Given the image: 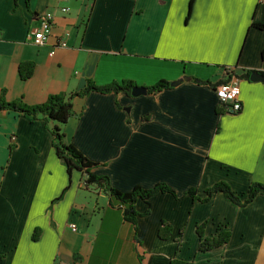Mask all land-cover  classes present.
<instances>
[{
  "label": "crops",
  "instance_id": "1",
  "mask_svg": "<svg viewBox=\"0 0 264 264\" xmlns=\"http://www.w3.org/2000/svg\"><path fill=\"white\" fill-rule=\"evenodd\" d=\"M48 12L52 36L38 46L34 30ZM252 23L264 24V0H0V93L9 101L39 104L88 80L145 87L190 76L157 94L77 96L80 115L59 124L84 155L104 163L92 171L113 187L167 183L182 196L139 199L135 224L105 191L82 186L80 171L68 174L43 118L0 111V264H167L175 256L264 264V194L243 206L223 193L207 202L184 194L198 188L203 198L217 181L238 194L264 183V80L241 78L237 114L217 113L216 87L192 80L225 79L213 77L220 65L240 77L263 73L264 26ZM61 37L67 45L54 48ZM28 61L33 73L22 79L19 65ZM162 220L174 228L167 239L158 236ZM204 221L206 236L222 227L230 241L198 252Z\"/></svg>",
  "mask_w": 264,
  "mask_h": 264
},
{
  "label": "trees",
  "instance_id": "2",
  "mask_svg": "<svg viewBox=\"0 0 264 264\" xmlns=\"http://www.w3.org/2000/svg\"><path fill=\"white\" fill-rule=\"evenodd\" d=\"M28 0H26L27 2ZM256 28H263L262 23H252ZM33 63L22 62L19 65L20 77L22 79L29 78L33 73ZM252 70H246L241 78L250 79ZM264 74V72H263ZM180 79H184L180 78ZM177 79V80H180ZM177 80H158L153 85L145 86L148 90V94H157L165 89L172 88L173 81ZM193 81L198 84H205L211 87H216L218 83L225 82L224 79H220L216 83H212L206 79L192 78ZM137 86L134 81L124 79L122 81H111L105 85H98L93 80H88L84 89L73 91L69 95L66 93L49 94L47 99L39 104H26L22 98L9 101L6 99V92L2 89L0 93V111L6 110L10 112L21 113L30 115L37 118H43L46 126L53 134V146L56 150V155L66 166V170L69 175L74 170H78L82 174V186L87 187L89 185H96V187L105 191L110 197V204H118L123 207L125 220L136 223L137 216L143 215L136 209V202L141 199L148 201L155 193H172L176 198H181L175 190L172 189L167 183H159L151 188H143L141 185L134 186L130 191H123L113 187L110 177L108 175H96L92 170L93 168L100 167L104 163L91 160L83 154L80 148L74 145L71 141L66 139V134L63 132L59 124L69 122L73 117H77L80 114L74 111L73 99L77 96H87L92 91H98V93H111L118 95L120 92H126L129 96H132L133 88ZM222 102V101H221ZM225 105H217V113H225ZM223 193L227 198L233 201L234 204L243 206L247 203H251L257 195L264 194V183L252 182L249 187L242 193H236L231 184L227 181H217L213 185L205 188V196L202 198L198 194V188H190L184 194L190 195L194 201L207 202L211 199L214 193ZM245 196V197H244ZM147 210L145 213H148ZM144 213V214H145ZM208 221L197 224V235L199 238L197 251L207 252L214 248L222 247L227 244L231 238V230L220 228L218 233L211 236H206V227ZM174 231L173 226L166 220H162L158 236L161 239H167L172 236ZM185 232V228L180 229V236L177 240L181 241V236ZM194 260H185L178 256L173 257L167 264H194Z\"/></svg>",
  "mask_w": 264,
  "mask_h": 264
},
{
  "label": "built area",
  "instance_id": "3",
  "mask_svg": "<svg viewBox=\"0 0 264 264\" xmlns=\"http://www.w3.org/2000/svg\"><path fill=\"white\" fill-rule=\"evenodd\" d=\"M62 11L68 12L69 7L63 6L61 8ZM53 14L52 12H48L40 17V26L34 30L33 38L34 42L38 46L46 45L52 36L53 29ZM66 36V35H64ZM67 45V41L64 37L59 38V41L54 48L61 46L64 47ZM55 50H51V54H54ZM229 73V69L226 71ZM229 76V75H228ZM225 77V82H220L216 86L217 97L222 99V105L226 106V113H238L242 109V101L240 100L241 90L239 85V79L236 76ZM72 230L77 229V225L71 224Z\"/></svg>",
  "mask_w": 264,
  "mask_h": 264
},
{
  "label": "water",
  "instance_id": "4",
  "mask_svg": "<svg viewBox=\"0 0 264 264\" xmlns=\"http://www.w3.org/2000/svg\"><path fill=\"white\" fill-rule=\"evenodd\" d=\"M184 78L189 79L190 76H185ZM251 81H261L264 80V74L260 73L258 71H254L253 73H251V77H250ZM183 79L177 80V81H173V85L177 86L179 83L182 82ZM148 93V90L146 87L142 86V85H137L133 88L131 95L132 96H139L141 94H146Z\"/></svg>",
  "mask_w": 264,
  "mask_h": 264
},
{
  "label": "rangeland",
  "instance_id": "5",
  "mask_svg": "<svg viewBox=\"0 0 264 264\" xmlns=\"http://www.w3.org/2000/svg\"><path fill=\"white\" fill-rule=\"evenodd\" d=\"M221 63V62H220ZM220 63H218V64H220ZM218 68V70H220V72L219 73H216L213 77L214 78H216V79H219L220 78V76H222V75H220L221 73H223L224 75H225V77H227L228 75H232V76H236L235 74H234V68L233 67H231V66H219V67H217ZM229 69V73H226V71ZM254 72V71H253ZM252 72V73H253ZM238 79H239V82H240V80H241V77L240 76H236ZM239 85H240V83H239ZM226 113V112H225ZM232 114V113H231ZM237 114V113H236ZM72 224V223H71ZM71 224H70V227H71ZM75 224V223H74ZM72 228V227H71ZM222 228V227H221ZM76 230V229H75Z\"/></svg>",
  "mask_w": 264,
  "mask_h": 264
},
{
  "label": "bare ground",
  "instance_id": "6",
  "mask_svg": "<svg viewBox=\"0 0 264 264\" xmlns=\"http://www.w3.org/2000/svg\"><path fill=\"white\" fill-rule=\"evenodd\" d=\"M222 101V99H220Z\"/></svg>",
  "mask_w": 264,
  "mask_h": 264
}]
</instances>
